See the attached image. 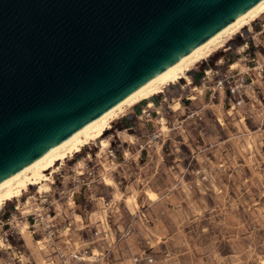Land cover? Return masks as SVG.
Returning a JSON list of instances; mask_svg holds the SVG:
<instances>
[{"label": "rangeland", "instance_id": "1", "mask_svg": "<svg viewBox=\"0 0 264 264\" xmlns=\"http://www.w3.org/2000/svg\"><path fill=\"white\" fill-rule=\"evenodd\" d=\"M248 52L264 54V15L192 83L125 107L107 146L67 159L48 191L7 202L0 264H264V78L250 70L256 90L234 93L219 83L247 72Z\"/></svg>", "mask_w": 264, "mask_h": 264}, {"label": "water", "instance_id": "2", "mask_svg": "<svg viewBox=\"0 0 264 264\" xmlns=\"http://www.w3.org/2000/svg\"><path fill=\"white\" fill-rule=\"evenodd\" d=\"M261 0H0V183Z\"/></svg>", "mask_w": 264, "mask_h": 264}, {"label": "bare ground", "instance_id": "3", "mask_svg": "<svg viewBox=\"0 0 264 264\" xmlns=\"http://www.w3.org/2000/svg\"><path fill=\"white\" fill-rule=\"evenodd\" d=\"M262 15H264V0L259 1L249 8L212 37L192 49L111 109L35 161L2 181L0 183V211H2L7 202L20 200L24 193L29 191L30 187H36L37 193L48 191L50 188L49 184L54 182V178L51 175L59 172L67 159L75 157V155L81 153L86 146L98 140L100 141L102 149L107 146L108 139L105 133L112 128L113 121L125 115V107H132L147 101L146 108H152L154 106L152 98L164 93L169 86L179 83L182 79L187 80V84L183 86L192 83L189 72L192 71L197 64L211 57L220 49H223L230 39ZM212 70L213 67L209 66L208 71ZM144 111H147V109ZM161 120L163 121L162 123H164L165 119L161 118ZM128 136L131 137L129 134ZM88 156H90V154H88ZM80 162L81 161L77 162L78 165L81 164ZM47 172H50V174H47ZM78 173L81 174L82 172ZM31 197L30 195L27 197L25 201L26 204L30 202ZM16 208L18 209L19 206L17 205Z\"/></svg>", "mask_w": 264, "mask_h": 264}, {"label": "built area", "instance_id": "4", "mask_svg": "<svg viewBox=\"0 0 264 264\" xmlns=\"http://www.w3.org/2000/svg\"><path fill=\"white\" fill-rule=\"evenodd\" d=\"M247 55L250 56L249 61H246V64H248L247 72L233 73L229 68L228 72L220 77L219 83L221 84V87H225L226 85L227 90H231L233 93L235 90H246V87L256 90L255 79L250 75L249 71L255 70L259 78H264V54L257 57L256 54L253 56L248 52Z\"/></svg>", "mask_w": 264, "mask_h": 264}, {"label": "crops", "instance_id": "5", "mask_svg": "<svg viewBox=\"0 0 264 264\" xmlns=\"http://www.w3.org/2000/svg\"><path fill=\"white\" fill-rule=\"evenodd\" d=\"M127 129H129V127H125L124 129H122V130H127Z\"/></svg>", "mask_w": 264, "mask_h": 264}, {"label": "trees", "instance_id": "6", "mask_svg": "<svg viewBox=\"0 0 264 264\" xmlns=\"http://www.w3.org/2000/svg\"><path fill=\"white\" fill-rule=\"evenodd\" d=\"M218 55H219V56H216V55H215V56L218 58V57H220L221 54H218ZM217 58H216V59H217ZM114 126H115V125H114Z\"/></svg>", "mask_w": 264, "mask_h": 264}]
</instances>
